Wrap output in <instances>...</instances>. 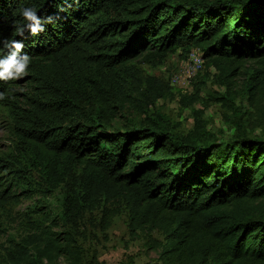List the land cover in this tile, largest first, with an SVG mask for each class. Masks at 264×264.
<instances>
[{
    "label": "trees",
    "instance_id": "1",
    "mask_svg": "<svg viewBox=\"0 0 264 264\" xmlns=\"http://www.w3.org/2000/svg\"><path fill=\"white\" fill-rule=\"evenodd\" d=\"M179 48L205 60L189 92L127 66ZM212 70L225 92L205 99ZM242 75L253 98L264 0H0V109L16 137L0 147V197L61 194L58 219L11 243L0 264H84L74 231L98 210L109 225L121 207L159 264H264V138L240 124L220 140L205 119L211 102L236 111ZM172 89L183 107L204 106L186 134L149 110ZM129 107L145 119L119 127Z\"/></svg>",
    "mask_w": 264,
    "mask_h": 264
},
{
    "label": "rangeland",
    "instance_id": "2",
    "mask_svg": "<svg viewBox=\"0 0 264 264\" xmlns=\"http://www.w3.org/2000/svg\"><path fill=\"white\" fill-rule=\"evenodd\" d=\"M186 55L182 48H179L175 54H169L162 63L153 61L148 64L143 62V56H141L127 66H135L141 69L144 75L155 76L169 83L182 61L186 59ZM215 74L216 72L212 70L202 95L205 99H209V95L214 92H225L224 88L216 84L213 79ZM246 77L242 75L236 79L239 93L236 111L216 102H211L205 109L208 127L220 140L232 137L240 124L249 134L264 138V84L252 98L243 90L244 83H247ZM25 87V85L21 87V92H27ZM172 92L174 97L159 100L149 110L151 113L159 111L167 115L177 131L180 134H186L194 126L192 110H204V106L198 103L191 108H185L180 103V96L176 93V89H172ZM143 119L145 116L141 111L129 107L124 112L117 113L115 123L120 127L129 121L139 123ZM12 125V118L0 109V147L7 151L11 150L16 142ZM61 166L64 170L66 165L61 164ZM80 173L83 174L82 171ZM33 191L32 198L20 197L19 202L17 199L7 200L0 197V262L3 261L11 243L27 236L38 227L40 222L42 225H52L50 220L58 219L57 215L61 210V194L57 192L45 199L36 189ZM128 224V211L123 207L118 209L116 217L109 225L103 221L102 210L94 212L92 216L87 214L80 228L74 231L79 244L85 249L84 264H90L95 256L100 263L105 264H157V254L149 251L145 246L146 237L139 235L132 239ZM154 237L163 238L159 231L154 232ZM61 264L65 263L62 261Z\"/></svg>",
    "mask_w": 264,
    "mask_h": 264
},
{
    "label": "built area",
    "instance_id": "3",
    "mask_svg": "<svg viewBox=\"0 0 264 264\" xmlns=\"http://www.w3.org/2000/svg\"><path fill=\"white\" fill-rule=\"evenodd\" d=\"M205 60L202 53L192 50L182 61L177 73L170 78V84L183 92H189L196 77L203 71ZM158 264V263H157Z\"/></svg>",
    "mask_w": 264,
    "mask_h": 264
}]
</instances>
